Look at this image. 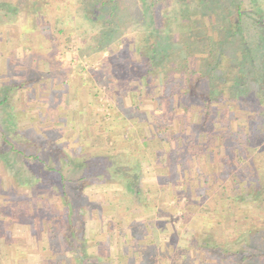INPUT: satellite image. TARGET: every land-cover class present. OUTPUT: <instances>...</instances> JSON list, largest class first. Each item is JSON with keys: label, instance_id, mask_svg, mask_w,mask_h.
Returning a JSON list of instances; mask_svg holds the SVG:
<instances>
[{"label": "rangeland", "instance_id": "rangeland-1", "mask_svg": "<svg viewBox=\"0 0 264 264\" xmlns=\"http://www.w3.org/2000/svg\"><path fill=\"white\" fill-rule=\"evenodd\" d=\"M20 1L0 0V17L7 13L13 20H0V92L13 83L22 85L14 93L15 125L34 143L20 148L39 154L68 181L87 171L65 165L53 145L78 161L126 155L132 166L125 169L138 174L141 194L132 195L116 176L87 182L79 196L69 185L80 240L68 243L57 188L43 177L19 185L0 161V264H63L62 256L78 264L83 255L91 264H215L214 247L219 253L242 245L264 248V202L245 196V181L225 169L246 175L245 166L256 167L264 180L259 171L264 140L238 164L230 160L231 148L218 149L214 159L197 155L181 111L172 101L175 109H166L161 86L142 89L131 75L136 60L131 48L139 44L133 32L122 30L119 40L110 39L111 45L99 51L93 23L79 17V0L69 7L67 0H49L47 7L37 1L33 7L42 15L34 18L35 30L27 29L33 21L30 11L13 15ZM197 9L193 5L192 14ZM252 12L247 6L244 14ZM176 133L182 134L177 139L181 157L171 140ZM7 136L16 146L23 141L11 132ZM25 167L21 173L29 177ZM256 180L252 176L251 182Z\"/></svg>", "mask_w": 264, "mask_h": 264}, {"label": "trees", "instance_id": "trees-1", "mask_svg": "<svg viewBox=\"0 0 264 264\" xmlns=\"http://www.w3.org/2000/svg\"><path fill=\"white\" fill-rule=\"evenodd\" d=\"M37 1L40 0H22L14 9L13 15L30 11L33 21L27 29L35 30L34 18L42 15L33 7ZM247 1V6L253 10L249 16L244 14L247 6L243 0H139L136 3L129 0H67L66 7L77 2L76 6L82 8L79 17L86 20L85 23H93L97 30L95 38L99 40L97 48H101L99 51L106 49L105 43L110 46L112 40H119L122 30L133 32L131 37L138 39L139 44L131 49L139 61H134L131 75L141 83L142 89L152 84L161 86L166 109H175L171 107L172 101L181 111L189 135L194 139L193 145L197 147V155L209 159L211 154L214 159L218 149L231 148L230 160H236L238 164L253 152L255 143L264 140V105L261 103L264 99V0ZM41 4L47 7L51 1L41 0ZM193 5L198 7L197 14H192ZM76 11L77 8L71 10L65 19L70 20ZM8 18L7 13L0 17L2 24L13 21ZM57 22L53 21L54 24ZM108 39L112 40L106 42ZM21 86L13 83L0 92V114H3L0 118V161L13 172L19 185L43 177L57 188L66 213L68 243L79 241L73 218L76 201L66 192L68 186H76L79 196L87 182L116 176L127 184L132 195L139 198L141 193L136 189L138 174L130 175L125 169V165L132 166L126 155H115L114 158L98 155L89 161H78L63 154L60 146L53 145L54 152L65 165L87 171L79 179L68 181L60 169L46 165L39 154H26L25 147L20 146H33L34 143L20 132V128L17 129L13 112L14 93ZM9 132L21 136L23 141L16 146L7 136ZM180 135H171L177 153L182 150L177 146ZM23 157L30 163L24 162ZM227 160L228 166L231 165ZM262 164L259 171H264V162ZM22 166L25 167L23 173L27 172L29 177L21 173ZM248 167L244 168L246 175L228 167L225 169L236 180L245 181L242 184L245 196L262 203L264 180L259 177L256 167ZM92 169L98 173L90 175ZM254 175L257 180L252 183ZM77 246L80 247L81 243ZM222 251L219 253L217 247L211 250L216 252V255L211 254L215 264H258L259 261L261 264L264 261V248L242 245L240 249ZM62 259L63 264H72L64 256ZM87 259L88 256L83 255L78 264H91Z\"/></svg>", "mask_w": 264, "mask_h": 264}, {"label": "crops", "instance_id": "crops-1", "mask_svg": "<svg viewBox=\"0 0 264 264\" xmlns=\"http://www.w3.org/2000/svg\"><path fill=\"white\" fill-rule=\"evenodd\" d=\"M0 76H2V75L0 74Z\"/></svg>", "mask_w": 264, "mask_h": 264}]
</instances>
